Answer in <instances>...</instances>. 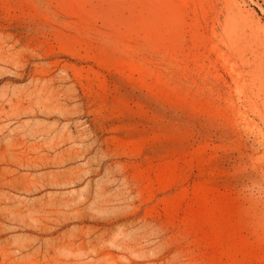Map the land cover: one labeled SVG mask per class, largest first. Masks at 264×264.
Here are the masks:
<instances>
[{
	"label": "rangeland",
	"instance_id": "obj_1",
	"mask_svg": "<svg viewBox=\"0 0 264 264\" xmlns=\"http://www.w3.org/2000/svg\"><path fill=\"white\" fill-rule=\"evenodd\" d=\"M0 264H264V0H0Z\"/></svg>",
	"mask_w": 264,
	"mask_h": 264
}]
</instances>
